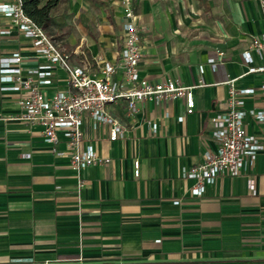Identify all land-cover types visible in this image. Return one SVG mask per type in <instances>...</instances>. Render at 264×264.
I'll return each mask as SVG.
<instances>
[{"label":"crops","instance_id":"1","mask_svg":"<svg viewBox=\"0 0 264 264\" xmlns=\"http://www.w3.org/2000/svg\"><path fill=\"white\" fill-rule=\"evenodd\" d=\"M131 1L138 75L201 79L192 87L193 109L185 112L182 97L146 99L127 115L124 100L114 101L108 109L123 124L122 136L109 140L106 127L92 130L84 117V141L108 160L75 170L38 124L19 117L22 91L2 88L13 82L0 79V264H264V148L247 171L216 176L199 195L190 192L193 179L180 177L182 166L215 147L209 117L225 105L227 79L254 88L246 104H264L257 89L263 73H245L240 59L250 36L264 30L258 0ZM49 15L44 30L71 64L94 69V58H115L119 0H60ZM14 51L21 76L47 63L0 12V58ZM251 56L252 65L264 63ZM49 69L47 92L65 85L63 69ZM245 125L258 132L250 119ZM53 146L62 150L63 139Z\"/></svg>","mask_w":264,"mask_h":264},{"label":"built area","instance_id":"2","mask_svg":"<svg viewBox=\"0 0 264 264\" xmlns=\"http://www.w3.org/2000/svg\"><path fill=\"white\" fill-rule=\"evenodd\" d=\"M119 3L122 18L116 56L111 60L94 58L95 68L91 69L86 63L71 64L68 51L22 12L19 0L0 1V12L16 22L19 29L30 37L34 51L47 60L45 64L27 69L21 76L17 51L1 57L0 79L13 82L2 88L22 91L17 101L22 110L19 117L29 124H38L43 140L52 144L54 153H65L75 170L108 160V157L99 155L91 143L84 141V117L89 118L92 130L106 127L107 138L115 140L122 136L124 126L108 109L114 101L124 100L125 113L132 115L143 100L182 97L185 112H191L194 106L192 87L203 84L199 78L194 84H183L176 77L154 82L140 77L137 65L141 46L135 24L136 14L131 0H119ZM258 5L264 18V0H258ZM251 51L264 58V30L251 35L246 49L240 52L242 63L247 65L245 73L261 71L264 75V63L252 65ZM217 53L222 55L223 52ZM206 62L210 66L215 65L213 57H208ZM51 65L63 69L65 85L47 92L44 86L50 83ZM198 71H203V64H198ZM226 82L225 105L209 117L214 149H205L199 161L180 168V177L194 180L190 187L192 194L199 195L204 183L216 176L244 173L258 151L264 148V104L261 107L246 104L245 96L254 92L253 87H236L233 78ZM257 89L264 102V79ZM182 116L178 114L175 118L181 121ZM246 118L258 125V132L247 130ZM60 138L64 141L62 150L53 146ZM80 183L78 179L77 185ZM249 187L252 188V183Z\"/></svg>","mask_w":264,"mask_h":264},{"label":"trees","instance_id":"3","mask_svg":"<svg viewBox=\"0 0 264 264\" xmlns=\"http://www.w3.org/2000/svg\"><path fill=\"white\" fill-rule=\"evenodd\" d=\"M22 12L45 29L50 21L49 10L60 0H19Z\"/></svg>","mask_w":264,"mask_h":264}]
</instances>
